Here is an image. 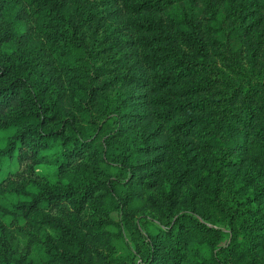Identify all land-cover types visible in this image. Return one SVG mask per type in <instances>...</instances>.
Instances as JSON below:
<instances>
[{"label":"rangeland","instance_id":"obj_1","mask_svg":"<svg viewBox=\"0 0 264 264\" xmlns=\"http://www.w3.org/2000/svg\"><path fill=\"white\" fill-rule=\"evenodd\" d=\"M0 63V251L264 264V0H0Z\"/></svg>","mask_w":264,"mask_h":264},{"label":"trees","instance_id":"obj_2","mask_svg":"<svg viewBox=\"0 0 264 264\" xmlns=\"http://www.w3.org/2000/svg\"><path fill=\"white\" fill-rule=\"evenodd\" d=\"M147 5H148L147 2H142L139 4L138 7H145ZM59 31L60 30H57L55 36H57V33ZM2 68H3V66L0 63V72L2 71ZM21 77H18L16 80H14L15 82L12 81L11 84L6 86V87L1 86V84H0V107L3 105H9L10 106L11 103H13V101L15 100V98L17 97V94H18V91H17V89L19 87L18 85H20V84H17V80H20ZM25 82L28 84V87H29L30 92H31V96L35 99L36 96H35V92L32 90V87H31L32 84L30 82H27V80H25ZM32 97H27L26 99H30ZM26 101H29V100H26ZM48 108L55 111L56 108H59L58 101L52 100L50 102ZM40 112H41L40 110H37V112H36V116L39 118V124L31 125L29 127L30 130L34 131L33 134H36V141L38 142L37 148L34 149V153L38 152L39 145H43V147L46 148L47 147L46 140L44 141L43 139H45V137H47V136L50 137L53 135V134L41 132L42 126L44 125L45 121H47L48 116H46L45 113L40 114ZM109 116L117 117V114L115 112L114 113L111 112L106 117H109ZM116 129H118V127H116ZM115 131L116 130L113 129V131L111 133H113ZM102 157L104 160L106 159L105 155H103ZM111 163L116 165V166H121L124 169H128L127 166H125L119 162H111ZM143 236L147 240V242L150 244V240H149V237L147 236V234L143 233ZM151 247H152V245H150V252H149V256H148L149 259L147 258V260H145V262L143 264H153V260L155 259V253ZM218 262L220 264H224L223 261L219 258H218ZM0 264H21V260L19 258L13 257L11 254H7L5 251H0Z\"/></svg>","mask_w":264,"mask_h":264}]
</instances>
